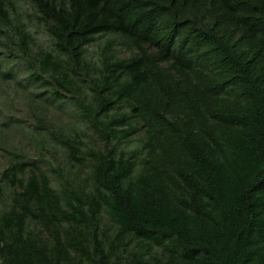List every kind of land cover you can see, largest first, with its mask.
Returning <instances> with one entry per match:
<instances>
[{
  "label": "trees",
  "instance_id": "trees-1",
  "mask_svg": "<svg viewBox=\"0 0 264 264\" xmlns=\"http://www.w3.org/2000/svg\"><path fill=\"white\" fill-rule=\"evenodd\" d=\"M28 1L53 41L42 70L105 147L65 140L88 180L58 189L9 163L1 264H264V0Z\"/></svg>",
  "mask_w": 264,
  "mask_h": 264
},
{
  "label": "rangeland",
  "instance_id": "rangeland-1",
  "mask_svg": "<svg viewBox=\"0 0 264 264\" xmlns=\"http://www.w3.org/2000/svg\"><path fill=\"white\" fill-rule=\"evenodd\" d=\"M0 16V179L13 160L38 167L58 189L62 178L78 183L88 180V167L71 159L65 140L82 151L103 149L104 141L86 123L70 93L58 86L50 73L42 70L43 51H54L53 41L40 22L39 12L28 0H3ZM23 36V37H22ZM99 36L96 42H100ZM91 61L98 57L96 44L88 47ZM119 56L129 55L121 48ZM76 80L82 81L80 75ZM142 130L121 144L125 150L139 149ZM9 191L0 199V210L7 208ZM101 227L112 236L115 224L103 213ZM35 230L39 229L35 226ZM140 244L128 242L123 254L139 251ZM1 264V259H0Z\"/></svg>",
  "mask_w": 264,
  "mask_h": 264
}]
</instances>
